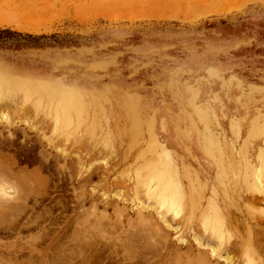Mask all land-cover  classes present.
I'll use <instances>...</instances> for the list:
<instances>
[{"label":"rangeland","instance_id":"obj_1","mask_svg":"<svg viewBox=\"0 0 264 264\" xmlns=\"http://www.w3.org/2000/svg\"><path fill=\"white\" fill-rule=\"evenodd\" d=\"M0 28V264H264V0H0Z\"/></svg>","mask_w":264,"mask_h":264},{"label":"bare ground","instance_id":"obj_2","mask_svg":"<svg viewBox=\"0 0 264 264\" xmlns=\"http://www.w3.org/2000/svg\"><path fill=\"white\" fill-rule=\"evenodd\" d=\"M13 82V81H12ZM9 118L10 117H8L7 116V114H4V115H2L1 116V119L2 120H4V121H7V122H11V120H9ZM17 122V121H16ZM11 124V123H10ZM5 136V135H4ZM11 143H13V139H11L10 137L8 138L7 137V139H5L4 137H2L1 136V134H0V162L2 161V158L4 159L5 157H4V155H3V153L1 152V149H3L6 145H9V144H11ZM33 145V144H32ZM33 148V147H32ZM27 150H29V148L27 149ZM30 158V157H29ZM8 158H5V160H7ZM33 160H34V158H32ZM6 162V161H5ZM5 162L4 163H0V173H2V175L3 174H6V172L8 171L7 170V168H8V166L10 167L11 165H10V163H7V165L8 166H5L4 164H5ZM12 164V163H11ZM14 168V167H13ZM11 170V169H10ZM262 172V171H261ZM10 173V172H9ZM16 174L17 173H14V171H12L11 173H10V176H8V175H6V176H8V177H10L9 179H12V177H14V176H16ZM35 176H37L36 174H35ZM18 177V176H17ZM16 177V182H18L17 181V179H19V183H20V185L24 182V180L22 181V180H20V176H19V178H17ZM23 177V176H22ZM5 178V177H4ZM3 178H1L0 180L2 181H0V183H3V180H2ZM14 179H15V177H14ZM12 181H13V179H12ZM7 183V182H6ZM14 183V185H15V182H13ZM1 185H3V184H1ZM8 185V184H7ZM9 185H11V183L9 184ZM13 185V184H12ZM4 187V186H3ZM7 188H8V186H7ZM19 188V187H18ZM167 188V187H166ZM169 188V187H168ZM2 190V191H1ZM0 190V192H5V191H3L4 189L2 188ZM15 190H17V188L15 189ZM12 191V190H11ZM13 192V191H12ZM9 193V192H8ZM11 193V192H10ZM20 193H21V191H20ZM1 194V193H0ZM5 194V193H4ZM4 194L2 193V195L0 196V198H3V200H4V198H7V197H5L4 196ZM17 195H18V193H17ZM6 196H7V192H6ZM15 196V195H14ZM13 198V197H12ZM24 199V198H23ZM258 199V198H257ZM5 200H9V199H5ZM0 201H1V199H0ZM10 202V201H9ZM27 207L25 206V204H22V203H13V204H8L7 202H1L0 203V216H3L5 213H9V212H14V211H17V210H19L20 212L23 210V211H26L27 209H26ZM215 211H217V210H215ZM13 214V213H12ZM14 215V214H13ZM15 215H16V213H15ZM214 218V217H213ZM221 218V217H220ZM205 219V218H204ZM222 220V219H221ZM236 220V219H235ZM16 221V220H15ZM204 221V220H203ZM223 221V220H222ZM1 222V221H0ZM17 222V221H16ZM205 222V221H204ZM207 222V221H206ZM13 223H15V222H13ZM248 225V224H247ZM214 227V226H213ZM260 227V226H259ZM250 233V232H249ZM231 239V238H230ZM230 244V243H229ZM96 250V249H95ZM98 255H100V254H97V256ZM252 255V254H251ZM96 256V257H97ZM100 257V256H99ZM96 259V258H95ZM232 259H234V258H232ZM235 260V259H234ZM233 261V260H232ZM238 261V260H237ZM234 264V263H233Z\"/></svg>","mask_w":264,"mask_h":264},{"label":"trees","instance_id":"obj_3","mask_svg":"<svg viewBox=\"0 0 264 264\" xmlns=\"http://www.w3.org/2000/svg\"><path fill=\"white\" fill-rule=\"evenodd\" d=\"M22 32L16 31V30H12L10 28H0V41H3L4 39H8L11 37H20L22 36ZM27 36H32L30 33H25Z\"/></svg>","mask_w":264,"mask_h":264}]
</instances>
